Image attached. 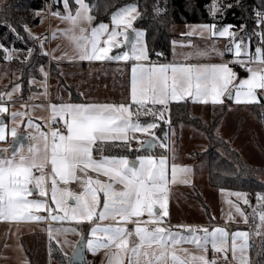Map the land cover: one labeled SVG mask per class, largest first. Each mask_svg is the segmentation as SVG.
<instances>
[{"label": "snow or ice", "instance_id": "obj_1", "mask_svg": "<svg viewBox=\"0 0 264 264\" xmlns=\"http://www.w3.org/2000/svg\"><path fill=\"white\" fill-rule=\"evenodd\" d=\"M79 6L75 15L69 10L62 16L73 25L71 30H60L71 39L82 60H124L130 58L136 61L147 60L146 44L143 43L145 30L132 28L133 21L139 13L135 4H129L117 9L111 14L113 27L100 23L91 27L90 35L85 28L79 29V35L75 34V27L81 21L91 24L94 19L90 14V6L84 0H75ZM65 9H69L68 0H64ZM213 9L217 5L213 3ZM59 15L58 13H54ZM264 15V14H260ZM264 21L257 20V24ZM26 27V26H25ZM202 31H208L212 36H234L235 33L225 27L216 31L215 25L203 24L197 26ZM128 29L135 32V41L132 43L131 54L121 50L115 55H110L112 49L127 47L125 41L129 39ZM13 32L15 29H11ZM72 33L69 35V33ZM261 38L264 44V33H255ZM31 35V34H30ZM107 38L102 41L101 37ZM123 37V40L118 39ZM233 46L226 49L234 53L235 63L245 66L246 63H264V47L257 46L255 53L248 51V45L233 40ZM0 47H3L0 45ZM5 51H7L5 49ZM31 54V49L28 50ZM241 54L248 57L247 62L240 59ZM203 55V53H201ZM223 55V53H221ZM248 75L237 80V74L228 63L212 65H146L134 63L131 76V101L138 106L135 120L134 113L130 106L125 104H52L51 122L57 123V117L63 122L62 128H53L50 132H43L40 126L34 125L29 119L27 126L36 129L33 139L36 143L28 146L27 153L23 151L21 138L17 137L16 127L11 128V135L16 138L15 143L20 147H14L11 155H6L7 150H0V220L41 221L50 218L52 221H75L88 222L93 226L89 230V238L86 245L89 251L95 253L100 247L115 246L117 251L110 254L109 264H124L123 255H128V264H215V260L209 261L206 255L199 256L189 253L188 258H183L175 251H170L176 245L183 243L195 244L197 248L207 252L209 237L214 251L220 252L226 249L228 233L223 228H214L211 232L208 229H201L203 236L197 235V230L189 228V236H183L178 232L165 229L159 226L167 211V185L168 166L167 158L157 159L153 155H139L135 161H130L126 156L112 157L100 156L94 158L93 152H103L104 146L108 143L124 142L128 145L136 136L129 137V133H145L147 139L140 142L138 149L133 151L151 152L157 145L154 129L156 123L142 124L139 120L141 114L151 113L155 115L151 105H160L165 109L170 101L183 100L189 97L194 101L213 104L223 103L227 96L233 98L236 103H259L257 90H264V70H254L246 67ZM19 86L17 85L16 88ZM16 90L15 88L13 89ZM7 95L11 96V93ZM147 109L146 112L141 110ZM7 109L0 104V113ZM26 113L13 112V120L17 116H25ZM163 118V113L160 114ZM6 138V127L0 120V141ZM161 147L167 148L161 143ZM50 166V200L49 204V176L45 170ZM89 170L97 176L103 175L107 181L99 178L93 179L88 175ZM38 171L39 175L34 172ZM177 166L171 167V179L175 182L177 177ZM181 172H188V167L180 168ZM79 173V175H78ZM70 181L80 184L82 191L73 193L67 185ZM63 182L65 187H58ZM187 183L188 181H183ZM117 185L120 187L117 188ZM33 192L38 193L35 198ZM102 194V201L100 195ZM238 198H243L244 204H248L245 194L235 193ZM71 198V202L69 200ZM257 201L264 202V194L257 193ZM157 205L159 206L157 208ZM236 211L244 216L238 205H233ZM264 207V204H261ZM47 210L48 217L36 214L40 210ZM147 214L148 219L144 224H152L154 227L141 226L140 218ZM109 216L118 217L119 221L126 223L134 221V235L137 241L130 244L129 232L126 227L119 225H100L95 220H104ZM231 218V217H230ZM245 222L247 217L244 216ZM259 220L264 224V211L259 212ZM260 227V225H258ZM58 232H78L75 227H63L56 229ZM52 229L49 227V235ZM97 233H103L106 240L96 238ZM259 235V232L257 233ZM81 240L74 248L72 257H69V264L82 256L80 245L84 243L82 233ZM240 238L245 243L237 244ZM247 232L237 231L232 233L233 257L237 249L241 251L240 264H248V258L244 250L248 247L246 241ZM187 252V250H184Z\"/></svg>", "mask_w": 264, "mask_h": 264}, {"label": "rangeland", "instance_id": "obj_2", "mask_svg": "<svg viewBox=\"0 0 264 264\" xmlns=\"http://www.w3.org/2000/svg\"><path fill=\"white\" fill-rule=\"evenodd\" d=\"M3 1L5 0H0V4ZM84 2L88 4L86 0H84ZM68 3L69 9H65L64 0H60L59 5L57 4L52 7V2L50 0L46 5L45 10L37 11V15L39 16V23L27 27V30L34 36V38H36V40L33 41V36L31 35L30 37L33 42V44H28L30 49L32 50L31 55L32 52L35 51L34 47L38 45L41 46L43 52L47 54V43L45 38L48 34L50 37V45H52L53 47V57H56L55 53L59 55L58 57H79L78 51L73 41L60 31L73 29V25H71L69 21L63 19L62 16L66 15L67 11L69 10L73 15H75L76 9L79 6L75 3V0H68ZM137 12L139 13L138 7ZM54 13H58L59 15H55ZM89 14L92 16L91 11L89 12ZM261 19L262 17L259 16V20ZM102 23L108 24L110 30L113 27L111 19ZM98 24L100 23H93V20L91 24L85 21H81L79 25L74 29L75 34L79 35V29L82 27L87 29V34L90 35L91 27L97 26ZM203 24L204 23L172 24L171 31L173 33V38L171 40L170 62H165V60L155 62V60L153 63H151L152 61H150V54L146 46L148 59L140 61L139 63L146 65L218 64L216 62L205 61L225 60V55L229 53L226 51V49L229 47H234L232 43L233 40L247 44L248 51L252 54L255 53V49L254 51L251 50V44L249 42H246L241 35V32L237 29H234L231 24L222 26H217L216 24L211 25H215L216 31H220L225 27L231 26L228 30L235 33V35L232 37H221L219 35L212 36L208 31H202L199 27H197ZM132 28L136 30H143L135 26V20L133 21ZM127 31H132V29H128ZM71 34L72 33L70 32L69 35ZM37 37L42 38L41 43L37 41ZM106 38V36L101 37V46H103L102 41ZM118 39L123 40L124 38L118 37ZM143 43L146 44L144 37ZM123 49L126 50V47H124ZM127 51L131 54V48H127ZM201 53H203V55H201ZM221 53H223V55H221ZM232 54L234 55V53ZM29 55V51L25 53L21 51L20 53V51H18L17 49H12L7 52L8 60L0 64V91L6 89L13 80L18 79V77L20 76L19 73L21 68L29 66V59L32 58V56L29 58ZM24 56H26V58ZM13 58H16L15 62H12ZM244 58L248 60L247 56H244ZM129 60H131V58ZM181 61H183V63ZM56 66L58 67V65H54V70H56ZM248 66L252 67L254 70H264V63L252 62L246 67ZM46 67L48 68L51 66L47 65ZM40 68L42 69V67ZM235 73L237 74V80H239L240 78H245L248 75L246 68L243 73ZM131 76L132 70H129V90L131 89ZM129 90L127 93H129ZM7 94L0 93V95L9 97V95ZM257 95L258 97H264V90L258 89ZM184 99H190L193 101V105L191 107L192 114L201 116L207 121L213 119L218 109L221 108L224 104H227L228 106L226 108V112L222 116L215 130L216 134L230 141L231 146L235 147L240 152L242 158L247 163L254 166H264V154L262 152L264 150V133L260 120L256 116H254L249 109L250 105L253 103H236L234 100V92L233 98L229 99L227 96H225L223 98L222 104H213L211 101L203 103L194 101L189 97H185ZM12 107L13 109L17 108L15 106ZM29 109L31 111V107H29ZM141 111L142 113L146 112L145 110ZM23 112H25V109H23ZM40 114V116H42V113ZM43 116L45 117V114H43ZM239 118H243L242 125L240 124V122H237ZM132 119L135 120L136 118L132 117ZM240 125L241 128L233 139L232 135L234 133V130H236L238 126L240 127ZM53 126L54 125H52V127ZM135 134L138 139L134 141H137L138 144L144 139L148 138V135L145 133ZM29 138V143L23 145V151L25 153H27V148L29 145L36 143L31 134ZM207 145L208 141L204 132L195 129L190 125L181 124L178 137L173 130L170 131L168 136L167 148L162 147L165 149V151L167 150L166 153L156 155L152 150L151 152L145 150L141 151V153L137 155L139 156L151 154L157 159L162 156L167 158L169 179V183L167 185L168 215L163 219L159 226L165 229H170L173 232H178L183 236L190 235L188 231L189 228L196 229L197 235L200 236L204 235V233L200 231L201 229L206 228L209 230V232L217 227L225 229L228 233L225 251H214L211 246V237H209V243L207 245L206 253H204L202 249L197 248L196 245L192 243L179 244L176 245L173 249H170V251H175L177 255L183 258H188L189 253L197 256L204 254L209 261L215 260V264H227L223 262L224 260L230 261L231 264H240V258L242 254L239 249H237L236 251L235 258L233 257L232 233L237 231L247 232L248 238L246 243L248 247L244 250L243 254L247 256L248 264H255L253 254L264 236V224H261V221L259 220V212L264 211V207H261V204H264V202H258L257 196L250 197L248 196L246 191L241 189L218 188L211 186L208 182L207 171L204 167L206 166L205 163L196 161L198 152L205 150ZM4 149L7 150L6 155L10 156L12 153L11 144L0 150ZM137 156H135L134 158H131L129 156L126 157L130 161H135ZM172 165H176L178 169L175 182H172L171 179ZM183 167H188L190 171H179V169ZM34 174L39 175V172L36 171L34 172ZM45 174L49 176V197H46V199H49V204L51 207H55L51 204L50 200V166L45 170ZM90 176L93 178L97 175L91 174ZM261 178L264 182V176H262ZM99 179L102 181H107V178L101 176ZM185 180H187L188 182H183ZM58 187L61 186L58 185ZM63 187H65V185L61 188ZM67 187L73 193H79L80 191H82L80 184L73 186L68 184ZM119 187L120 186L117 185V188ZM235 193L245 194L249 203L244 204L243 198H238ZM37 195L38 193L33 192V196L31 198H35ZM99 195L102 201V194ZM69 200L71 202V198H69ZM233 205H238L240 207V209L244 213V216L247 217V222H245L244 216H241L240 213L236 211L235 207H233ZM158 207L159 206L157 205V208ZM36 214L47 217L49 216L48 211L43 209ZM111 219L115 218L109 216L104 220H95L94 223L100 225H119L126 227L129 232H133V235L129 237L130 244H133L137 241V237L134 235V221L136 220L135 217H133L132 220L128 221L129 223L122 224L119 223V219L114 221L117 223H109ZM147 219L148 217L145 213L140 218L141 226L148 227L143 223V221H146ZM105 220H107L108 222H106ZM258 225H260V227H258ZM50 226L52 229L51 236L49 235ZM92 226V223H78L75 221H51V223L46 224L44 222L43 225H41L36 224L35 221L31 223L25 220H0V264H69L68 258L72 255L74 248L77 246L78 242L81 239L80 233L85 235L87 241V239L89 238V230ZM63 227H75L78 229V232L64 233L56 231V229ZM258 232L259 235L257 234ZM96 238L106 240L103 233H97ZM236 243L239 245L241 243H245V241L238 238ZM110 247H100L95 253H93L88 250L86 245V261L83 264H105L106 261L108 263L107 258L109 255L108 250ZM185 249L187 250V252L184 251ZM213 255H217V258L212 259ZM123 260L124 264H128L127 254H124ZM169 264H171V261H169Z\"/></svg>", "mask_w": 264, "mask_h": 264}, {"label": "trees", "instance_id": "obj_3", "mask_svg": "<svg viewBox=\"0 0 264 264\" xmlns=\"http://www.w3.org/2000/svg\"><path fill=\"white\" fill-rule=\"evenodd\" d=\"M50 0H5L0 4V64L6 62L7 52L12 49L27 52L33 44L28 26L39 23L37 11H43ZM90 6L93 16V23H102L111 19V14L117 9L129 3H135L138 7L139 16L135 20L137 28L145 30V42L153 61L169 60L171 55V40L173 33L171 25L174 23H204L222 26L231 24L234 29L242 33L250 40L251 50L254 51L256 44H260L261 38L255 33L262 31L261 24L257 20L263 17L264 0H86ZM217 8L214 10L212 5ZM60 4V0H52V7ZM26 26V27H25ZM11 29H15L13 32ZM260 31V32H259ZM31 34V35H30ZM33 36V35H32ZM34 38V36H33ZM34 38L33 41H35ZM38 45V44H37ZM5 49L7 51H5ZM35 51L29 55V66L21 68L23 89L30 88L29 79L40 76V67L47 63V54L41 46H35ZM26 58V56H24ZM16 58L12 59L15 62ZM28 61V62H29ZM17 62V60H16ZM193 101L190 99L169 102L165 109L160 105H151L155 115L151 113L139 116L142 124L156 123L153 130L155 137L159 138L157 145L152 151L157 154L167 152L161 147L168 143V136L171 130L179 136L181 124H187L204 132L208 145L205 150L199 151L196 161L204 162L207 171L208 182L213 187L241 189L247 192L248 196L255 197L257 193L264 194V166H254L247 163L240 152L230 141L216 134L215 130L226 112L227 104L218 109L213 119L205 120L201 116L191 112ZM132 112H137L138 106L131 104ZM250 111L256 116L263 128L264 133V99L259 103L250 105ZM147 111V109H144ZM163 113V118L160 114ZM243 118L237 122L242 125ZM238 126L232 135L234 139L241 128ZM142 142V141H141ZM140 143L132 141L130 145L124 142L108 143L104 146L103 152H93V156H129L134 158L141 151L138 149ZM264 154V150L262 151ZM255 264H264V236L253 254Z\"/></svg>", "mask_w": 264, "mask_h": 264}, {"label": "crops", "instance_id": "obj_4", "mask_svg": "<svg viewBox=\"0 0 264 264\" xmlns=\"http://www.w3.org/2000/svg\"><path fill=\"white\" fill-rule=\"evenodd\" d=\"M261 20L264 21V15ZM261 26V33H264V23H262ZM241 35L246 42L250 43V40L246 36V33H242ZM37 39V41H39L40 43L42 42V38L37 37ZM45 40L47 43L46 66L48 65L51 67L47 68L46 66H42V69H39L40 76L38 78L32 77L29 79V82L31 84L30 88L23 89L22 83L19 82V79L21 78L20 72V76L18 77V79L13 80L6 89L0 91L1 94L11 93V96L9 97L0 95V104H3L7 109L6 112L0 113V120L3 119V123L6 127V138L5 140L0 141V149L6 147L7 145H10V141L13 137L10 130L13 127H16L17 133H26L29 141L30 134L31 136L36 135V129L34 127L27 126L29 119L34 125L40 126V130L43 132H50L51 129L55 127L57 128L59 123L63 124V122L59 120V117H57L58 122H51L54 126L47 129V121H51L52 117L50 107L52 104L59 106L61 104L118 105L123 103L126 106H130L131 109V89L129 90L128 86V74L129 70H132V65L134 63H139L140 61H134L133 59L127 61L107 59L89 61L82 60L78 56L71 58L58 57L59 55L56 53V57H53V47L52 45H50V37L48 34ZM257 46L264 47V44H262L260 41V44H258ZM121 50L127 51V47L126 50H124L123 48H114L112 49L110 55H115ZM225 56V60H235V56L232 53H227ZM240 59L247 61V59L244 58V55H241ZM169 60L165 62H170ZM225 60L205 62H216L218 64H221L224 63ZM150 61H152L151 63L154 62L153 60ZM181 62L183 63V61ZM54 65H58V67L56 66L55 68L56 70H54ZM17 85L19 86L18 88H16ZM14 88L16 89L15 91L13 90ZM128 90L129 93H127ZM12 106H15L17 108L13 109ZM29 107H31V111ZM23 109H25V112H23ZM13 112L26 113V115L17 116L15 117V120H13L11 116ZM40 113H42V116H40ZM43 114H45V117L43 116ZM132 136H136V134L130 132L129 137L131 138ZM91 174L97 175L96 173L89 170L88 175L90 176ZM100 176L104 177L103 175ZM100 176H96L93 178L97 179L100 178ZM69 184L73 186L78 185L79 183L76 181H70ZM58 185L61 187L64 186L63 182L58 183ZM118 219V217H115V219H111L109 223H117L114 221ZM107 220L105 221L108 222ZM25 221H29L31 223L34 222L32 220ZM51 221L52 220L50 218H46L41 221H35V223L43 225L44 222L47 224L51 223ZM108 251V263L106 261L105 264H109L110 254L115 253L117 249L115 248V246H113L110 247Z\"/></svg>", "mask_w": 264, "mask_h": 264}, {"label": "water", "instance_id": "obj_5", "mask_svg": "<svg viewBox=\"0 0 264 264\" xmlns=\"http://www.w3.org/2000/svg\"><path fill=\"white\" fill-rule=\"evenodd\" d=\"M55 2H58V0H55ZM128 35H129V39L126 41V44H127V48L129 49V48H131L132 43H133V41L135 39V33L133 31H128ZM1 120L3 121V119H1ZM17 137L21 138V143L23 145H26L29 142L27 134L24 133V132H18L17 133ZM15 139L16 138L12 137V139L10 141V144H11V147H12V151L14 150V147L17 148L20 145V143H15L14 144ZM83 236H84V243L80 245V248H81L80 255L82 256V260L81 259H76V260H74L72 262V264H83L86 261V251H87V248H86V237H85V235H83ZM73 253H74V251H73ZM73 253H72V255L70 257L73 256Z\"/></svg>", "mask_w": 264, "mask_h": 264}, {"label": "built area", "instance_id": "obj_6", "mask_svg": "<svg viewBox=\"0 0 264 264\" xmlns=\"http://www.w3.org/2000/svg\"><path fill=\"white\" fill-rule=\"evenodd\" d=\"M51 2H52V0H51ZM224 63H228V65L233 69L234 72H239V73H243L245 71L246 66L249 64V63H246L245 66H241L240 64L235 63L234 60H232V59H226ZM50 127H52V123L50 120H48L47 121V129H49ZM62 127H63V124L59 123L58 128H62ZM146 225L148 226V228L154 227V225H152V224H146ZM216 258H217V255L212 256V259H216ZM223 262L227 263V264H231L230 261L224 260Z\"/></svg>", "mask_w": 264, "mask_h": 264}]
</instances>
